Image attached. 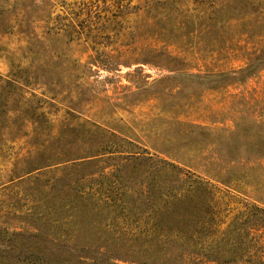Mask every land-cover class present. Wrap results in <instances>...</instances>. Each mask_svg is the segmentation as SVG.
I'll list each match as a JSON object with an SVG mask.
<instances>
[{"label": "rangeland", "instance_id": "rangeland-1", "mask_svg": "<svg viewBox=\"0 0 264 264\" xmlns=\"http://www.w3.org/2000/svg\"><path fill=\"white\" fill-rule=\"evenodd\" d=\"M262 245L264 0H0V264Z\"/></svg>", "mask_w": 264, "mask_h": 264}, {"label": "trees", "instance_id": "trees-1", "mask_svg": "<svg viewBox=\"0 0 264 264\" xmlns=\"http://www.w3.org/2000/svg\"><path fill=\"white\" fill-rule=\"evenodd\" d=\"M183 181H187V180H183ZM251 247L252 246L245 241V242L242 243V245L239 246V250L238 251L234 250L233 252H234V254H238L239 251L241 252V250H242L241 254L243 255L244 250H246L247 248H251ZM261 247L264 248V245H262ZM228 253H230V251ZM2 256L3 255L1 254V251H0V257H2ZM59 258L61 259V257H59ZM241 258H243V257H241V256L236 257L235 255H233V257L232 256L223 257V263H227V262H230V261L231 262L241 261ZM88 259H95L96 260L97 258H95L94 256L88 258V257H86V255L82 256V257H79V260L82 262L81 264L86 263L88 261ZM97 260H96V262H97ZM243 260H244L245 264H251V263L256 262V261L259 262V263H261L262 261L264 262V260L262 259V256L259 258V255H256V257H254V255H250V256L246 257V259L243 258ZM50 261H51V258L49 256H47V260H46V262L44 264H49ZM98 263L99 264H110V263H106L103 260H102V262L98 261Z\"/></svg>", "mask_w": 264, "mask_h": 264}]
</instances>
